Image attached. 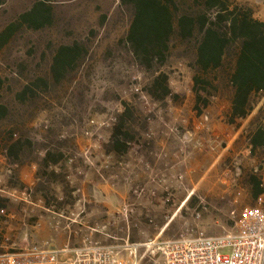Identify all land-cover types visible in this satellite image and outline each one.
<instances>
[{"label": "rangeland", "instance_id": "374dc122", "mask_svg": "<svg viewBox=\"0 0 264 264\" xmlns=\"http://www.w3.org/2000/svg\"><path fill=\"white\" fill-rule=\"evenodd\" d=\"M38 1L0 7V252L87 238L115 246L120 264H161L162 243L233 234L244 209L264 211V194L253 196L264 148L247 144L264 93L231 125L221 72L196 102L193 41L174 33L163 60L146 65L127 43L133 11L120 0H54L50 23L33 29L20 18ZM228 4L264 22V0ZM61 47L76 50L71 67L55 66Z\"/></svg>", "mask_w": 264, "mask_h": 264}, {"label": "trees", "instance_id": "16d2710c", "mask_svg": "<svg viewBox=\"0 0 264 264\" xmlns=\"http://www.w3.org/2000/svg\"><path fill=\"white\" fill-rule=\"evenodd\" d=\"M52 1L39 0L21 16L22 23L33 29L49 24L51 16L46 5ZM191 1L215 14L209 17L204 11L197 15L181 12L173 0H120L133 11L127 43L138 61L150 65L154 60H163L174 33L182 41H193L194 66L198 69L192 79L196 102L203 99L200 91L207 93V77L221 72L231 95L228 122L233 125L236 119L250 114L253 97L264 93V22L256 20L249 9L230 6L228 0ZM5 2L0 0V7ZM76 59L74 48L61 47L54 63L71 67ZM154 87L161 97L170 94L163 75L155 78ZM247 144L252 154L264 148V119L248 134ZM261 185L253 184L255 199L264 194ZM6 202L0 196V210Z\"/></svg>", "mask_w": 264, "mask_h": 264}, {"label": "built area", "instance_id": "2783aa9c", "mask_svg": "<svg viewBox=\"0 0 264 264\" xmlns=\"http://www.w3.org/2000/svg\"><path fill=\"white\" fill-rule=\"evenodd\" d=\"M237 232L182 238L161 244V264H264V211L244 209ZM115 246L83 239L76 248L55 249L48 243L0 252V264H120Z\"/></svg>", "mask_w": 264, "mask_h": 264}]
</instances>
